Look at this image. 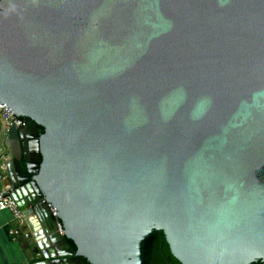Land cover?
<instances>
[{
    "label": "water",
    "instance_id": "1",
    "mask_svg": "<svg viewBox=\"0 0 264 264\" xmlns=\"http://www.w3.org/2000/svg\"><path fill=\"white\" fill-rule=\"evenodd\" d=\"M0 101L35 264H264V0H0Z\"/></svg>",
    "mask_w": 264,
    "mask_h": 264
},
{
    "label": "crops",
    "instance_id": "2",
    "mask_svg": "<svg viewBox=\"0 0 264 264\" xmlns=\"http://www.w3.org/2000/svg\"><path fill=\"white\" fill-rule=\"evenodd\" d=\"M11 129L6 127L0 115V192L13 186L23 187L25 184L14 159V152L19 150L20 141L10 138ZM39 224L38 213L32 206L27 208V214L22 219L16 218L9 210L0 211V264L36 263L37 260L29 255L25 241L32 231L40 229Z\"/></svg>",
    "mask_w": 264,
    "mask_h": 264
},
{
    "label": "built area",
    "instance_id": "3",
    "mask_svg": "<svg viewBox=\"0 0 264 264\" xmlns=\"http://www.w3.org/2000/svg\"><path fill=\"white\" fill-rule=\"evenodd\" d=\"M0 115L3 118L7 128L24 127L26 126V120L24 117L16 114L14 110L0 101ZM51 214L57 218V229L61 234H65V227L62 221L59 219L55 209L49 204ZM9 210L16 218L22 219L24 217L23 210L19 207L18 202L12 195L11 189H4L0 192V211Z\"/></svg>",
    "mask_w": 264,
    "mask_h": 264
},
{
    "label": "trees",
    "instance_id": "4",
    "mask_svg": "<svg viewBox=\"0 0 264 264\" xmlns=\"http://www.w3.org/2000/svg\"><path fill=\"white\" fill-rule=\"evenodd\" d=\"M41 131L44 132L43 127H41ZM69 242L76 249L73 240H69ZM83 260L85 264H90L86 258H83ZM145 264H183L172 253L164 231H157L147 239L145 246Z\"/></svg>",
    "mask_w": 264,
    "mask_h": 264
}]
</instances>
